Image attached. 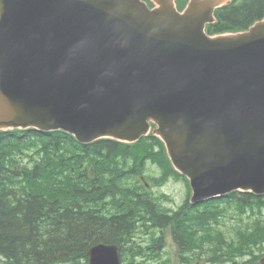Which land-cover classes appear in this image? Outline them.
<instances>
[{
	"label": "water",
	"instance_id": "1",
	"mask_svg": "<svg viewBox=\"0 0 264 264\" xmlns=\"http://www.w3.org/2000/svg\"><path fill=\"white\" fill-rule=\"evenodd\" d=\"M176 1L0 0V130L80 143L152 132L192 203L264 194V17L209 35L231 0ZM87 255L121 264L117 244Z\"/></svg>",
	"mask_w": 264,
	"mask_h": 264
},
{
	"label": "trees",
	"instance_id": "2",
	"mask_svg": "<svg viewBox=\"0 0 264 264\" xmlns=\"http://www.w3.org/2000/svg\"><path fill=\"white\" fill-rule=\"evenodd\" d=\"M215 16L210 34L245 29L264 16V0H233ZM146 162L159 170L157 185L182 178L153 135L82 144L62 131L0 132V264H88L86 252L98 242L118 244L122 264H190L188 252L217 260L220 250L224 263L240 264L236 257L254 247L256 259L264 255V195L232 192L174 210L141 180L149 177ZM233 214L253 220L238 223L231 240L211 231ZM167 235L176 261L163 257Z\"/></svg>",
	"mask_w": 264,
	"mask_h": 264
},
{
	"label": "rangeland",
	"instance_id": "3",
	"mask_svg": "<svg viewBox=\"0 0 264 264\" xmlns=\"http://www.w3.org/2000/svg\"><path fill=\"white\" fill-rule=\"evenodd\" d=\"M145 165L147 166V175L149 177H147L149 182H152V191L155 194V196H160L159 200L161 201V203L163 205H165L167 208H175L178 209V206L183 202V199L186 197V194L188 192H190V188L186 185V183L183 181V179H178V178H174L171 177L163 182H161L159 185L154 184L155 180L157 179V175L159 173V170L157 168H152L149 165V162H146ZM236 214H233L232 216H227L224 217L222 219L223 223H225L226 225L223 227L228 233H231V229L235 226L238 225V223H240V220L235 217ZM248 217H243V219H246ZM217 226V225H216ZM212 230V229H211ZM199 239V237L197 236L195 238V240ZM198 243H200L201 241H197ZM165 252L163 253V257L165 258V255H167L168 257L172 258L173 261H176V258L174 256V249H175V245L172 242V239L169 235L166 236V240H165ZM208 249L210 246H207ZM224 247V246H223ZM210 250V249H209ZM195 252H199V249H197ZM225 253L226 251L224 250H220L219 253V257L216 260L214 257L209 256L207 253V256L203 257L202 259H193L192 255L190 253H188V255L191 257L192 262H194V264H227L225 261V258L223 255H220L221 253ZM211 253V252H209ZM222 259L224 261H222ZM255 261H260L259 259H256ZM147 264H151V263H147Z\"/></svg>",
	"mask_w": 264,
	"mask_h": 264
},
{
	"label": "bare ground",
	"instance_id": "4",
	"mask_svg": "<svg viewBox=\"0 0 264 264\" xmlns=\"http://www.w3.org/2000/svg\"><path fill=\"white\" fill-rule=\"evenodd\" d=\"M223 197H224V196H223ZM202 204H203V203H202ZM87 251H88V250H87ZM186 253H187V252H186ZM188 253H189V252H188ZM188 253H187V254H188Z\"/></svg>",
	"mask_w": 264,
	"mask_h": 264
}]
</instances>
